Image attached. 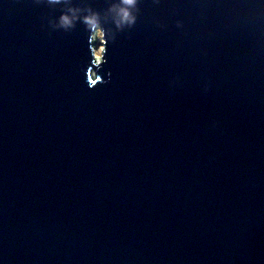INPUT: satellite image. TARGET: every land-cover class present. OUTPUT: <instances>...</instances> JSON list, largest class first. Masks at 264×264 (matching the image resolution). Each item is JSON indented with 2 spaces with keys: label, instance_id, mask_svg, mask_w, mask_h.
<instances>
[{
  "label": "water",
  "instance_id": "obj_1",
  "mask_svg": "<svg viewBox=\"0 0 264 264\" xmlns=\"http://www.w3.org/2000/svg\"><path fill=\"white\" fill-rule=\"evenodd\" d=\"M116 2L0 0V264H264V0Z\"/></svg>",
  "mask_w": 264,
  "mask_h": 264
},
{
  "label": "clouds",
  "instance_id": "obj_2",
  "mask_svg": "<svg viewBox=\"0 0 264 264\" xmlns=\"http://www.w3.org/2000/svg\"><path fill=\"white\" fill-rule=\"evenodd\" d=\"M52 4L60 3L61 0H49ZM138 0H117L109 6L108 12L117 29L132 26L136 21L135 9ZM80 20L90 30L92 36H101L103 26L101 14L90 7L81 9L79 6L68 4L66 11L62 12L55 20V25L64 29L73 27Z\"/></svg>",
  "mask_w": 264,
  "mask_h": 264
},
{
  "label": "rangeland",
  "instance_id": "obj_3",
  "mask_svg": "<svg viewBox=\"0 0 264 264\" xmlns=\"http://www.w3.org/2000/svg\"><path fill=\"white\" fill-rule=\"evenodd\" d=\"M102 40V37L101 36H96L95 37V40L93 41V45L95 46V53L97 55V57L100 56V52H101V48H102V45H100V41Z\"/></svg>",
  "mask_w": 264,
  "mask_h": 264
}]
</instances>
